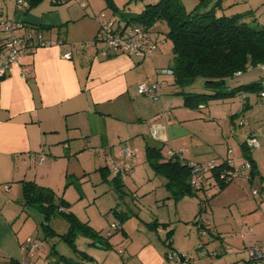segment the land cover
<instances>
[{"label":"crops","instance_id":"1","mask_svg":"<svg viewBox=\"0 0 264 264\" xmlns=\"http://www.w3.org/2000/svg\"><path fill=\"white\" fill-rule=\"evenodd\" d=\"M54 1L48 0L44 3L45 5L42 4L45 7L39 6L49 9L41 14L38 13L39 8L26 12L15 11V7L13 9L12 20L33 28L42 27L45 30L51 28L44 30L47 34L45 37L52 40L60 39L64 45L46 46L33 50L18 64L13 65L3 78H0V259L4 263L8 259H14L21 264L35 262L68 264L67 261L60 260L59 257L62 255L56 257L53 251L42 248L43 243L37 241L34 242V245H37L36 248L33 245L31 253L28 251L29 254H25L26 252L20 249L25 245L24 240L30 241V235L21 236L12 222L13 218L16 220L21 216L19 212L21 210L18 209L20 207L23 209L21 206L22 182H33L37 186L52 190L53 186L49 180L53 176H75L76 168L74 167L71 171L74 162L87 157L93 161L92 157L96 156L98 161L101 160L99 165L103 161L99 170L101 169L100 172L105 178L112 171V167L122 168L125 164H129L130 171L122 180L126 181L129 177L133 182L138 183L140 172L136 169L138 165L134 162L141 164L147 162L144 156L146 144L161 145L162 154L165 156H168L170 150H182L181 154L185 160L202 164L209 161L222 163L225 159L231 158V155L229 156L227 151L222 149L216 153L213 149L209 151L203 147H194L189 150L185 147L187 144L179 142L183 133L182 130L178 132L177 128L184 121V114L189 111L181 104L182 99L177 100L173 97V92L170 94L165 89L167 85L174 83L173 76L157 74L158 70L171 67L173 56L168 58L160 50L144 59L120 53L103 57L99 53L101 47L93 44L98 34V20L90 18L87 10L82 13H70V10L65 12L60 5L68 0H60L61 3L58 4ZM229 1L231 3L228 5L233 6L236 3L235 0ZM76 2L80 6L84 4L79 0ZM112 4L118 8L114 2ZM81 8L85 9V7ZM106 8L110 9V16L117 18L118 13H114L110 7L106 6L104 9ZM90 10L93 14L97 12L96 7H90ZM82 36L88 38L87 43L90 39L93 41L85 44L86 46L78 47L75 45L78 42L82 45L86 43ZM65 52H71V59L62 58ZM23 69L30 73L27 79L22 76ZM259 79L261 88L264 90V75ZM155 81H162L163 84V88L158 91L160 93L158 100L149 99L137 93L138 84H149ZM240 83L249 82L241 81ZM253 96L258 102L264 99V96L260 97L259 93H249L244 98L237 96L242 101L238 112L243 106H246V109L250 108V100ZM231 99L228 100H235ZM203 107L199 106L198 110L201 111ZM235 116L225 117L221 123L222 133H226L224 127L235 125ZM94 118L97 121L102 120L101 125H96ZM103 122L106 142L99 145L93 141V138L97 137L101 131ZM108 123H113L119 132L116 139L112 141L108 138ZM246 126L243 132L244 138L249 134L256 136L253 128H248V124ZM125 149L131 151L132 158L125 157L123 154ZM40 158H43V162L39 160ZM108 160L111 162V169L105 165V161ZM235 160L237 163L243 161L239 158ZM81 171L86 172L84 169ZM151 171L152 175L147 180L146 187L138 186V194L143 196L162 187L160 196L155 197L157 198L156 206L160 208L174 200L167 193L165 179L155 174L153 169ZM111 177L113 180L112 173ZM154 183H157V186ZM199 192L191 194L197 195ZM251 208L256 209L253 203ZM153 219V222L164 224L165 227L170 224V221L168 222L160 215H156ZM243 221H241L242 224ZM21 223L20 221L19 224ZM244 224L249 225L247 222ZM247 228L250 234L244 232V235H251L253 238L242 234L244 237L239 239V232L233 231L222 232L225 237H221V233H215V238L220 243L217 250L211 252L208 247L202 245L196 253L197 257L217 258L215 263L208 264H249L245 249L254 245L264 247V239H260L259 235H255L249 227ZM261 230L262 228L257 233L261 234ZM124 233L127 237V233ZM244 239L248 241L245 242ZM165 241L168 245L169 241L163 240ZM233 241H236V245ZM171 242L170 239L169 243ZM150 243L133 248V257L141 264H163L161 252L154 249ZM182 257L184 260L187 256L182 255ZM44 258L46 262L43 261ZM194 259L191 258L189 262L195 264ZM69 263L72 264L71 260Z\"/></svg>","mask_w":264,"mask_h":264},{"label":"rangeland","instance_id":"2","mask_svg":"<svg viewBox=\"0 0 264 264\" xmlns=\"http://www.w3.org/2000/svg\"><path fill=\"white\" fill-rule=\"evenodd\" d=\"M47 1L42 0L32 9L37 10L36 8H39V14L49 11V9H44V3ZM79 1L85 4V9L81 8L76 0H69L65 4H61L60 8H64L65 12L66 10H70V13H82L87 10L89 17L95 18L98 22V18H100L102 13L110 16V9H104L106 7L104 0ZM154 1L157 0H112L118 7V12L124 10L132 17L142 11L146 3ZM179 1L186 11H191L198 4L197 1L199 0ZM222 1V11L219 10L217 14L232 15L237 13L242 16L243 21L250 23L252 26H264V0H235L236 3L233 6L228 5V3H231L229 0ZM14 6V0H0V20H12ZM39 6L44 7L40 8ZM90 7H96V14L95 12L94 14L91 12ZM59 10L62 11L61 9ZM100 10L102 11L99 12ZM252 19L258 20L259 24L257 25V23L252 22ZM166 28L167 26L164 22H158L152 28L154 34H157L159 38L161 37V40L158 41L159 48L155 52L158 53L162 50L164 56L167 55L168 58L169 56L172 58L171 41L166 37L168 31ZM45 33V31L42 32L44 36H47ZM82 37L86 43L84 42L82 45V43L78 42L75 44L76 46H84L93 41V39H90L87 43L88 38ZM101 45L97 43L95 46L101 47ZM262 75H264V71L254 68L241 75L238 81H255ZM234 84L235 82L233 81L228 82L230 86ZM165 89L170 94L173 92V97L177 100L182 99L178 95L179 92L209 95L214 92V90L207 89L204 86V79L199 77L183 86L171 83ZM233 98L235 99L233 101H231L232 99L206 100L202 102V106L204 107L201 111L198 109H188L189 112L184 114V121L177 128L178 132L182 130L183 133L179 142L187 144L185 147L189 150L194 147H203L209 149V151L213 149L214 153H216L221 149L226 152V149L229 148L234 152L231 155V159L239 158L244 160L246 158L244 152H242L241 142L244 141L242 139L244 138L243 132L247 126L238 127V122L244 121L248 124V128H253L256 133L255 138L260 144L259 148L246 151L255 162L254 164H256L257 173L251 182H248V179L237 177L232 181L233 183L230 182L231 184L221 189V191L217 186H213L200 191L197 195H186L177 201H170L167 205H162L159 208V206H156L155 200L157 198L155 199V197L160 196L162 187H158L157 191L143 196L138 194V186L141 188L146 187L148 184L147 180L152 175V169L148 162H143L142 164L134 162L138 165L136 169L140 172L139 182H133L128 177V180L120 181L121 188L117 190L111 177L113 169L117 166L112 167L110 160L105 161V165L109 169L112 167V171L105 178L100 172L101 169L99 170L100 165H103V161L99 165L101 160L98 161L96 156L92 155L93 161L87 157L83 160L79 159L78 162L76 161L72 164L71 171H73L74 167L77 171L75 176L59 177L55 175L49 180V183L53 186V189L50 191L53 194V198H55V202L64 199L65 203L69 204L66 209L67 212H71L78 219V222L88 225L99 236L76 233L74 237L76 252H74L73 248L63 239V235L67 234L70 228L67 218L59 214L58 211H55V213L45 220L41 215L30 209L23 210L20 207L18 210H21L19 211L21 212V216L16 220L14 218L12 220L14 228L20 231L21 236L30 235V241L24 240L23 244L25 245L20 249L23 252L25 251V254H29L33 250L31 248L35 244L34 242L37 241L43 243L42 248L45 247L46 250L53 251L56 257L62 255L67 257V259L70 258L69 260H71L72 264H94L96 262L98 264H141L133 257L132 249L151 242L150 244L153 248L161 252L160 256L162 257L163 264H191L189 262L191 258H195V264L196 261L197 264H208L209 262L215 263L217 258L213 256L199 258L196 253L202 245L208 247L211 252L217 250L220 243L215 238L216 234L221 233V237H225L223 234L225 231L229 233L230 231L239 232L240 239L245 236L244 232L250 234L247 228L249 227L255 235H259L260 239L263 240L264 99L258 102L255 96L251 97L250 108L239 113L242 101L237 96ZM229 115H236L235 125L233 127H224L226 133H222L221 123ZM93 120L96 125H101L102 120L98 119L97 121L95 118ZM108 128V138L112 141L116 139L119 132H117L118 130L113 123H108ZM103 131L104 122L97 137L93 138V141L99 143V145L106 142ZM130 168L127 170V173L130 171ZM83 169L86 172H82L81 170ZM240 179L245 181L241 182ZM154 184L157 186V183ZM254 189L258 192L255 197L252 195ZM252 203L256 207L254 210L251 208ZM156 215H160V217L168 222L170 221V224L166 227L164 224H160L155 228L152 226L148 227L149 224H153V218ZM242 220H244L243 224L241 223ZM20 221L22 222L21 224H19ZM244 222L249 223V225L246 226ZM112 224H116L118 229H111ZM261 228V234H258L257 231H260ZM168 230H173L170 247H168L166 241L163 242V240H166ZM121 231L126 232L128 236L126 237V234L124 233V235ZM211 235L214 236L211 237ZM246 236L253 238L251 235ZM247 241L245 240V242ZM233 242L236 245V241ZM229 243L231 244V241ZM239 246L242 245L239 244ZM82 254H87L92 260L81 259ZM182 255H186V259L183 260ZM2 261L0 259V264ZM43 261H45V258ZM34 264H44V262H35Z\"/></svg>","mask_w":264,"mask_h":264},{"label":"trees","instance_id":"3","mask_svg":"<svg viewBox=\"0 0 264 264\" xmlns=\"http://www.w3.org/2000/svg\"><path fill=\"white\" fill-rule=\"evenodd\" d=\"M25 1L27 2V7L17 10L16 0H14V10L20 12L29 11L42 0ZM61 1L55 0L54 3L58 4ZM104 1L107 3V7H110L114 13H118L117 18L126 25H141L146 30L152 31V28L158 22L166 24V29H168L166 37L171 41V54L173 56L172 65L167 69L171 71V74L167 75L173 76L174 84L178 86L188 84L196 77L203 78L204 86L207 89L214 90L210 95L179 92L178 95L182 98L181 104L183 107L198 109L202 105V102L209 99H231L238 95L243 97L249 93H259V96L262 97L260 94L264 90L261 88L260 79L246 84H241V81L238 80L248 70L254 68L262 69L261 66L264 67V26H252L250 23L243 21L242 16L237 13L232 15L217 14L219 10L222 11V0H199L197 1L198 4L191 11H186L179 0H157L146 3L142 11L134 17L127 14L124 10L118 12V9L114 7L111 0ZM252 22L257 23V20L252 19ZM26 27L33 28L27 25ZM35 29L40 32L45 30L42 27ZM49 29L51 28H47L46 30ZM155 35L158 37V41H160L161 37L159 38L157 34ZM96 40L97 36L93 44L96 43ZM56 41H60L61 45H64L62 40L57 39ZM115 54H111L110 56ZM229 81H233L235 84L230 86L228 85ZM245 110L246 106H243L239 113ZM245 145L244 139L242 152H244L245 160L251 166L248 176V181L251 182L257 173L256 164H254L255 162L246 152L251 148ZM162 149L161 145L146 144L144 156L155 174L165 179V187L171 199L177 201L186 195H191V193L196 194L197 191H203H193L190 187L191 172L187 164L176 155H163ZM227 160L225 159L222 163H216L217 167L215 171L217 174L224 169H228ZM122 179V174L114 175L112 182L117 190L121 188L120 181ZM230 182H222L217 178V187L219 190L223 189ZM22 183V208L30 209L41 215L45 220L55 213V211H58L59 214L67 218L70 228L68 233L63 235V239L73 248L74 252H76L74 247L76 233L99 236L88 225L78 222V219L71 212H67L66 209L69 206L67 202L65 203L62 199L59 202H55V198H53V194L49 189L37 186L33 182L27 181V183ZM255 192L256 196L258 192ZM159 225V223L153 222L148 227L152 226L155 228ZM171 234V231L166 234V240L169 242ZM169 242L168 247L171 246ZM261 246L263 247V245ZM81 257L84 260H92L87 254H82ZM59 258L70 264L69 260L63 256ZM1 264L21 263L14 259H8L5 263L1 262Z\"/></svg>","mask_w":264,"mask_h":264},{"label":"built area","instance_id":"4","mask_svg":"<svg viewBox=\"0 0 264 264\" xmlns=\"http://www.w3.org/2000/svg\"><path fill=\"white\" fill-rule=\"evenodd\" d=\"M17 10H21L27 7L25 0H16ZM85 5L81 4V7ZM99 30H97L96 44L100 43L99 53L103 56L120 53L127 56L136 57L140 59L151 57L152 54L158 48V37L149 29L141 25L129 24L126 25L123 21L113 16H108L104 13L100 15ZM61 45L60 41L46 38L42 32L36 31L35 28L26 27L21 23L14 20H2L0 21V78L4 77L10 68L18 64L22 58L29 52H32L38 48L52 47ZM72 57L71 52H65L62 54V58L69 60ZM263 69L264 67L261 66ZM22 76L26 78L29 76L28 70H22ZM159 75L171 74L170 70H159ZM162 81H155L149 84L140 83L137 85V93L149 97V99L158 100L160 98V89H162ZM264 96V92L260 94ZM244 98V96H243ZM247 124L244 121L238 122V127H245ZM245 144L252 150L259 148V142L253 134L246 136ZM232 149L227 150V154L230 156L233 154ZM183 151L168 152V155H176L187 164L190 168L191 176L189 185L193 191L209 189L213 186H217V178L222 182L233 181L237 177L248 179L250 164L244 160L241 163H237L235 159L227 160L228 169L217 172L216 163L209 161L206 163H199L194 161L184 160L182 157ZM123 154L127 158H132V153L129 149H125ZM43 158L39 160L43 162ZM130 165L125 164L124 167L113 169L114 175L122 174V177H126L127 170ZM217 177V178H216ZM7 190V188H5ZM256 192L253 191L255 196ZM117 225L112 224L111 229H116ZM37 245H34L36 248ZM249 258V264H264V248L260 246H252L246 248L245 251ZM204 254V253H202Z\"/></svg>","mask_w":264,"mask_h":264}]
</instances>
